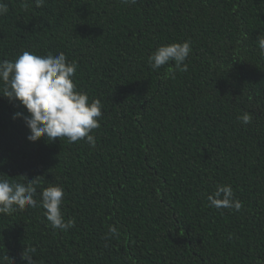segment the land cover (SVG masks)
<instances>
[{
	"label": "trees",
	"instance_id": "1",
	"mask_svg": "<svg viewBox=\"0 0 264 264\" xmlns=\"http://www.w3.org/2000/svg\"><path fill=\"white\" fill-rule=\"evenodd\" d=\"M0 61L63 53L99 127L30 142L0 81V179L34 181L36 207L0 214L4 264H264V0H0ZM191 41L180 71L161 46ZM248 113L243 124L237 117ZM64 189L53 229L44 189ZM231 186L241 208L210 206ZM115 227L118 236L109 232Z\"/></svg>",
	"mask_w": 264,
	"mask_h": 264
},
{
	"label": "clouds",
	"instance_id": "2",
	"mask_svg": "<svg viewBox=\"0 0 264 264\" xmlns=\"http://www.w3.org/2000/svg\"><path fill=\"white\" fill-rule=\"evenodd\" d=\"M123 3H136L137 0H122ZM37 6L43 0H36ZM8 11L7 6L0 3V15ZM258 46L264 53V34L258 39ZM191 41L174 43L159 47L149 58V64L157 70L168 64L175 63L180 71H187L185 61L191 53ZM76 65L69 63L66 56L60 53L53 56L37 55L24 51L15 61H0V81L3 82L4 97L10 101L19 102L28 115L15 113L14 119L23 118L30 130L28 140L37 142L47 137L49 140L68 138L69 142L85 139L95 146V138L89 133L99 127V118L102 116L100 100H92L86 93L78 91L74 83ZM243 124L251 121V116L244 113L237 117ZM27 185L23 183H10L7 179H0V214H11L26 207H36L34 199L36 189L34 181ZM64 189L53 185L43 190L41 206L45 209V216L53 229L67 231L75 222L71 219L65 221L61 212ZM210 206L235 208L239 210L241 203L234 198L231 186L221 185L208 196ZM109 232L118 236L117 229L110 227ZM8 257L0 259V264ZM22 259L27 264H34L32 256L23 253Z\"/></svg>",
	"mask_w": 264,
	"mask_h": 264
}]
</instances>
